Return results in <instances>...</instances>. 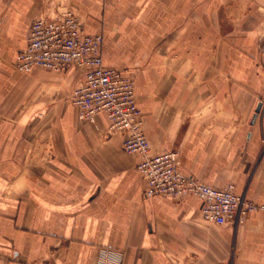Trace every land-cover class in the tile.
<instances>
[{"label":"crops","instance_id":"0c3cea01","mask_svg":"<svg viewBox=\"0 0 264 264\" xmlns=\"http://www.w3.org/2000/svg\"><path fill=\"white\" fill-rule=\"evenodd\" d=\"M72 8L135 80L151 154L264 205V0H0V264H264V208L243 223L146 196L139 153L82 120V79L14 63L32 21Z\"/></svg>","mask_w":264,"mask_h":264},{"label":"built area","instance_id":"2783aa9c","mask_svg":"<svg viewBox=\"0 0 264 264\" xmlns=\"http://www.w3.org/2000/svg\"><path fill=\"white\" fill-rule=\"evenodd\" d=\"M103 41L102 34L85 31L72 8H64L32 21L27 45L18 51L14 65L26 73L36 68L64 72L71 66L80 70L82 79L70 96L79 118L96 122L100 114L104 115L107 134H122L123 149L142 155L137 169L147 181L146 196L179 198L192 194L201 200L204 218L218 224L243 223L250 212L264 208L239 193L234 183L217 187L184 173L177 150L150 153L135 80L123 69L104 63Z\"/></svg>","mask_w":264,"mask_h":264}]
</instances>
